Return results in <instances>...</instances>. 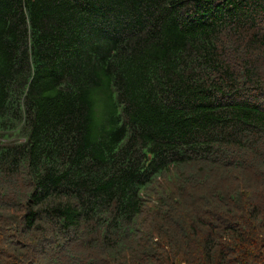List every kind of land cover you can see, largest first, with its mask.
<instances>
[{"label":"trees","instance_id":"1","mask_svg":"<svg viewBox=\"0 0 264 264\" xmlns=\"http://www.w3.org/2000/svg\"><path fill=\"white\" fill-rule=\"evenodd\" d=\"M0 264H264V0H0Z\"/></svg>","mask_w":264,"mask_h":264}]
</instances>
